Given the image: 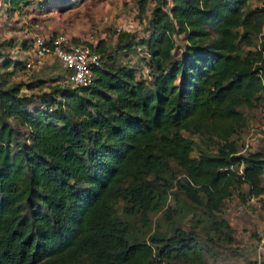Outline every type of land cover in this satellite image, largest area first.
Instances as JSON below:
<instances>
[{"label": "trees", "instance_id": "obj_1", "mask_svg": "<svg viewBox=\"0 0 264 264\" xmlns=\"http://www.w3.org/2000/svg\"><path fill=\"white\" fill-rule=\"evenodd\" d=\"M133 1L140 19L153 3L148 35L119 33L116 47L145 53L148 83L86 44L100 58L88 86L63 77L26 96L45 83L10 85L24 66L0 41V264H218L213 250L231 242L222 203L245 187L264 211V150L239 154L233 140L238 109L264 96V0ZM31 2L0 0L8 17ZM169 196L177 206L149 233ZM194 208L205 221L173 220Z\"/></svg>", "mask_w": 264, "mask_h": 264}, {"label": "rangeland", "instance_id": "obj_2", "mask_svg": "<svg viewBox=\"0 0 264 264\" xmlns=\"http://www.w3.org/2000/svg\"><path fill=\"white\" fill-rule=\"evenodd\" d=\"M44 0H32L31 4L22 12L20 16L14 14L8 17L3 12L0 4V41L11 40L12 48H3V53L13 61L25 63L31 61V68L25 67L15 72L8 80V83H31L41 80L45 83L41 89L34 88L31 91L21 87L20 93L36 95L45 93L48 87L57 83H63L64 73L58 63L53 58H43L31 60L20 47L22 41H31L35 36L50 37L54 34H63L71 41L78 44L100 45L104 53H109L114 57L112 67H127L134 71L136 79L149 82L148 71L145 66L146 55L135 46L129 51L117 49V34L125 33L132 37L134 41L145 38L148 35L146 22L150 17L151 3L144 18L140 19L136 12L133 0H70L67 3H59L51 0L45 6H41ZM261 2H251L249 9L261 8ZM256 43L257 38L253 39ZM73 42V41H72ZM253 48L245 50H252ZM7 83V84H8ZM29 107H32L29 106ZM239 112L245 119V127L234 136L239 154L264 150V137L258 136L257 126L264 122V96L259 106L252 109L240 107ZM185 137L193 139L200 150H208L203 140L197 136L184 134ZM196 152L191 157H196ZM175 189H172L174 191ZM245 187L239 192L240 196L232 193L229 199L225 200L220 208V214L230 228L231 242H227L215 248L213 251L218 264H255L257 259V248L260 242L264 241V211L257 200L243 197ZM189 203V202H183ZM180 204V203H178ZM181 205V204H180ZM172 197H168L165 206L155 216H149L151 230L153 233L157 228H161L164 217L162 216L166 207H176ZM205 221L198 209H192L179 219H173L176 223H181L182 227L191 224L194 219ZM137 224V221L135 222ZM204 225V222H201ZM200 225V226H202ZM163 227V226H162ZM161 231L169 235V228L165 225ZM168 231V232H167ZM211 233V232H208ZM200 241L203 238L199 233ZM206 253H204L205 257Z\"/></svg>", "mask_w": 264, "mask_h": 264}, {"label": "built area", "instance_id": "obj_3", "mask_svg": "<svg viewBox=\"0 0 264 264\" xmlns=\"http://www.w3.org/2000/svg\"><path fill=\"white\" fill-rule=\"evenodd\" d=\"M26 55L31 60L53 58L63 71L65 80L71 87L88 86L91 83L93 69L100 66L98 55L84 45L73 43L63 34H54L50 37L35 36L31 39V47ZM31 65V61H27L24 67L30 69ZM256 132L258 136L264 137V122L257 126ZM228 169L231 171L233 167L229 166ZM240 169H238L239 174L241 173ZM260 181L264 185V167L260 175ZM260 198L264 199V194ZM255 264H264V241L258 245Z\"/></svg>", "mask_w": 264, "mask_h": 264}]
</instances>
